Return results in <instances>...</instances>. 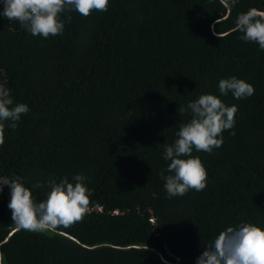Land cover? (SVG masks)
Listing matches in <instances>:
<instances>
[{"label": "trees", "instance_id": "obj_1", "mask_svg": "<svg viewBox=\"0 0 264 264\" xmlns=\"http://www.w3.org/2000/svg\"><path fill=\"white\" fill-rule=\"evenodd\" d=\"M251 8L264 0H109L105 12L65 13L63 34L47 39L0 17V85L30 109L5 129L0 175L23 177L37 202L49 189L32 185L50 178L83 174L93 191L82 222L31 233L12 223L3 186L5 264H196L225 228H264V51L234 31ZM232 76L254 95L221 96ZM202 94L237 105L235 126L211 154L192 153L206 188L167 198L163 145L189 119L179 107Z\"/></svg>", "mask_w": 264, "mask_h": 264}, {"label": "clouds", "instance_id": "obj_2", "mask_svg": "<svg viewBox=\"0 0 264 264\" xmlns=\"http://www.w3.org/2000/svg\"><path fill=\"white\" fill-rule=\"evenodd\" d=\"M211 2V0H210ZM225 8L234 7L238 0H220ZM0 17L15 21L32 36L45 39L62 35L65 13L77 12L88 17L93 11L108 10L109 0H0ZM71 22V16H67ZM234 31L241 33L244 42L255 43L264 51V11L251 8L237 15ZM219 35L218 33H214ZM221 96L232 94L236 100L250 98L255 93L253 85L236 76L218 82ZM23 103L14 102L10 89L0 85V146L5 142L6 127L16 128L21 116L29 112ZM238 106H227L213 94H202L179 107V115L187 114L189 119L182 123L175 133L176 139L170 145H163L162 157L167 167L159 173L167 198L184 196L190 190L203 191L207 186V171L193 151L211 154L223 144L222 133L235 126ZM235 135V132H230ZM90 178L75 174L72 182L62 177L59 182L50 178L37 181L32 188L48 187L44 200L37 202L32 190L25 186L23 177L14 178L0 175V191L8 186L11 198L12 223L17 230L31 233L56 231L70 228L92 211L90 197L92 189L87 187ZM155 199L157 193H152ZM0 264H5V256L0 252ZM196 264H264V228L251 223H241L227 227L203 247Z\"/></svg>", "mask_w": 264, "mask_h": 264}]
</instances>
